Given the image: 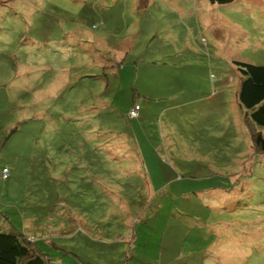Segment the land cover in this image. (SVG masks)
Listing matches in <instances>:
<instances>
[{
	"label": "rangeland",
	"instance_id": "374dc122",
	"mask_svg": "<svg viewBox=\"0 0 264 264\" xmlns=\"http://www.w3.org/2000/svg\"><path fill=\"white\" fill-rule=\"evenodd\" d=\"M236 62L264 0H0V218L51 264H264Z\"/></svg>",
	"mask_w": 264,
	"mask_h": 264
},
{
	"label": "trees",
	"instance_id": "16d2710c",
	"mask_svg": "<svg viewBox=\"0 0 264 264\" xmlns=\"http://www.w3.org/2000/svg\"><path fill=\"white\" fill-rule=\"evenodd\" d=\"M208 1L225 4L234 0ZM236 65L240 71L237 101L251 125L256 129L264 128V66L247 62H236ZM256 129L252 132L253 146L264 153V135ZM3 219L5 223L0 224V264H51L49 256L36 246L33 236L23 234L5 217Z\"/></svg>",
	"mask_w": 264,
	"mask_h": 264
},
{
	"label": "built area",
	"instance_id": "2783aa9c",
	"mask_svg": "<svg viewBox=\"0 0 264 264\" xmlns=\"http://www.w3.org/2000/svg\"><path fill=\"white\" fill-rule=\"evenodd\" d=\"M130 114H131L132 116H134V115L136 114V108H133V109L131 110ZM1 174H2V177L5 179V178L8 176V171H7V169H6V168H3Z\"/></svg>",
	"mask_w": 264,
	"mask_h": 264
},
{
	"label": "crops",
	"instance_id": "0c3cea01",
	"mask_svg": "<svg viewBox=\"0 0 264 264\" xmlns=\"http://www.w3.org/2000/svg\"><path fill=\"white\" fill-rule=\"evenodd\" d=\"M3 218H4V217H3ZM3 218H2V219H3ZM2 219L0 218V220H2ZM0 224H2V222H0Z\"/></svg>",
	"mask_w": 264,
	"mask_h": 264
},
{
	"label": "clouds",
	"instance_id": "9594fccd",
	"mask_svg": "<svg viewBox=\"0 0 264 264\" xmlns=\"http://www.w3.org/2000/svg\"><path fill=\"white\" fill-rule=\"evenodd\" d=\"M2 172V171H1ZM2 175V174H1Z\"/></svg>",
	"mask_w": 264,
	"mask_h": 264
}]
</instances>
